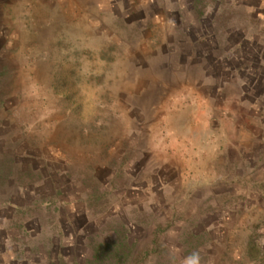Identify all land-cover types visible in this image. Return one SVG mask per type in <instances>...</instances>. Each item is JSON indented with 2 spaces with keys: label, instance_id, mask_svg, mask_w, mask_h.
<instances>
[{
  "label": "rangeland",
  "instance_id": "rangeland-1",
  "mask_svg": "<svg viewBox=\"0 0 264 264\" xmlns=\"http://www.w3.org/2000/svg\"><path fill=\"white\" fill-rule=\"evenodd\" d=\"M195 258L264 264V0H0V264Z\"/></svg>",
  "mask_w": 264,
  "mask_h": 264
},
{
  "label": "clouds",
  "instance_id": "clouds-1",
  "mask_svg": "<svg viewBox=\"0 0 264 264\" xmlns=\"http://www.w3.org/2000/svg\"><path fill=\"white\" fill-rule=\"evenodd\" d=\"M215 141H216V138L215 137H209V144L214 145L215 144ZM196 179H199V177H196ZM205 179H207V178H205ZM187 264H199V260H198V258L189 259L187 261Z\"/></svg>",
  "mask_w": 264,
  "mask_h": 264
},
{
  "label": "trees",
  "instance_id": "trees-1",
  "mask_svg": "<svg viewBox=\"0 0 264 264\" xmlns=\"http://www.w3.org/2000/svg\"><path fill=\"white\" fill-rule=\"evenodd\" d=\"M199 42H200V43H203V41H202V40H200Z\"/></svg>",
  "mask_w": 264,
  "mask_h": 264
}]
</instances>
